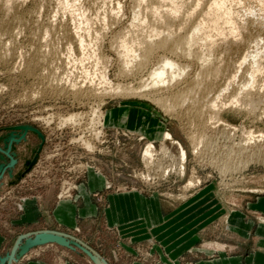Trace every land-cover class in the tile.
<instances>
[{
  "label": "rangeland",
  "instance_id": "1",
  "mask_svg": "<svg viewBox=\"0 0 264 264\" xmlns=\"http://www.w3.org/2000/svg\"><path fill=\"white\" fill-rule=\"evenodd\" d=\"M94 1L81 0V4L90 10L92 29H104L96 48L106 59V80L138 86L161 51L153 53L146 70H128L110 36L129 22L133 0H108L107 7L101 9L99 0ZM56 3L25 0L17 10L16 22L10 23V57L0 61V235L6 238L0 259L20 234L42 230L64 232L75 239L67 237L68 245L55 241L33 245L15 261L9 259L10 264L22 259L42 264H96L84 245L108 264H204L219 261L225 253L252 250L253 239L239 237L228 219L240 211L247 225L264 224V215L252 208V203L264 196V151L260 161L253 160L242 171L222 174L208 162L212 152L198 156L192 152L188 132L194 131L195 121L187 119L180 109L177 114L170 113L147 99L108 95L97 81L86 80L71 87L72 80L79 79L81 67L77 60L67 62L65 53L71 43L73 54L79 55L73 34L77 27L67 13H55ZM117 5L118 23L103 28L104 20L95 15ZM2 15L0 10L3 19ZM45 29L52 31L43 38ZM60 41L53 53V46ZM37 52L48 54L47 61L33 59ZM93 110L102 112V118L98 119ZM73 113H79L75 123H61ZM244 114L227 109L221 113L236 128L234 139L243 129H252L254 135L259 130L264 132V116L253 119ZM122 115L127 117L125 123L109 122ZM166 132L186 150L182 175L177 173L178 159L168 140L162 146L164 153L160 152ZM218 136L217 144L223 145L224 138ZM86 142H91L92 148H87ZM149 144L156 152L147 164L144 153ZM190 177H198L200 182L186 188ZM82 193L90 197L94 211L79 213L72 226L56 221L55 205L68 200L80 212L85 204ZM29 202L41 220L39 225L20 231L17 221ZM117 214L123 220L117 222Z\"/></svg>",
  "mask_w": 264,
  "mask_h": 264
},
{
  "label": "bare ground",
  "instance_id": "2",
  "mask_svg": "<svg viewBox=\"0 0 264 264\" xmlns=\"http://www.w3.org/2000/svg\"><path fill=\"white\" fill-rule=\"evenodd\" d=\"M24 2L0 0L3 13V19L0 18L1 62L9 55L8 46L11 45L13 34L11 20H14ZM99 2L101 9L105 8L108 0ZM40 4L37 6H42ZM55 5V13H67L77 27L72 33L79 46V55L73 54L71 43L67 41L70 37L66 39L70 44L67 45L66 53L64 51L67 62L77 60L81 67L80 77L71 81V87L83 84L86 80L91 83L97 81L96 84L102 85L108 95H131L147 99L170 113L177 114L180 109L187 119L195 121L194 131L188 132L192 152L197 156L212 152L208 162L214 164L222 174L231 170L240 172L264 154L263 131L259 130L254 135L252 129H243L234 139L236 128L221 117L224 109L244 112L253 119L264 116V0H133L129 22L117 30H111V42L116 46L117 50L113 48L118 52L117 56H120L128 70L136 72L150 67L148 64L153 53L161 51L155 64L151 63L153 66L146 70V78H142L135 87L111 84L106 80V59L96 48L102 38V28L100 31L99 26L98 29L94 27L96 30L92 29V17L87 12L89 8L83 7L81 0H57ZM105 10L108 11L102 9V15L99 13L95 16H101L104 20L103 28L115 26L120 16L119 6H113L109 13ZM48 32V29L44 30L43 38ZM59 44L61 41L52 45L54 52H50L58 51ZM45 53L37 52L35 56L33 53V59L47 61L48 54ZM85 61L88 65H85ZM94 112L98 119L100 116L102 118V112ZM77 119L79 113H73L64 117L61 123H75ZM218 133L225 140L223 145L217 144L215 137ZM163 140L160 152L164 153L162 146L168 140L169 148L174 150L178 159L177 173L184 174L186 150L170 137L169 132L164 134ZM90 143H85L87 148H92ZM154 152L156 150L151 144L146 146L144 161L147 164ZM199 182L198 177H190L185 187H193ZM42 236L47 237L46 234Z\"/></svg>",
  "mask_w": 264,
  "mask_h": 264
},
{
  "label": "crops",
  "instance_id": "3",
  "mask_svg": "<svg viewBox=\"0 0 264 264\" xmlns=\"http://www.w3.org/2000/svg\"><path fill=\"white\" fill-rule=\"evenodd\" d=\"M123 116L125 115H122L119 118H110L109 122L111 124H123L127 121V117L125 116L126 118L123 120ZM95 186L96 184L94 183L93 187ZM83 197L85 200V204L80 209V212L79 207H76L73 202L68 200L59 201L53 209L55 220L63 225L72 226L75 224L76 218L79 217V213L82 215L92 213L94 211V203L91 202L90 197L86 193L83 194ZM119 200L120 199H118L117 203H120ZM130 202L132 203V201ZM125 204H127V201L125 202ZM252 206L251 207L253 208V210L257 211L261 215H264V196L252 203ZM26 207V212L22 215V218L18 219L17 221V224L21 225L19 226L21 228L20 231H23L26 228L30 229L35 225H39V220H41L39 211L36 210L35 206H32L31 202L26 203ZM121 216L117 214V222L119 220H123ZM157 218H160V216H157ZM159 220L158 222H163V220ZM228 220L229 227L235 230V233L237 235L239 234V237L248 238L249 236V238L251 237L253 239L254 248L243 254L240 252H236L230 255L225 253L223 256H220L219 261L204 264H264V224L260 223L256 226L254 223H251L250 225H247L240 211L232 213L229 216ZM5 240L6 238L0 235V247L5 242ZM16 264L42 263L40 261H25L24 259H22Z\"/></svg>",
  "mask_w": 264,
  "mask_h": 264
},
{
  "label": "water",
  "instance_id": "4",
  "mask_svg": "<svg viewBox=\"0 0 264 264\" xmlns=\"http://www.w3.org/2000/svg\"><path fill=\"white\" fill-rule=\"evenodd\" d=\"M29 234H34L33 238H30ZM44 234H46L47 237H43L42 235ZM67 237L75 239L69 234L55 230H42L34 233L20 234L16 238L11 250L0 259V264H10L11 262L9 259L11 257H13L12 259L13 261H15L19 257V255H22L29 249V247L36 244L55 241L60 244L68 245V242L66 241ZM23 238H26V241L24 243L22 242ZM76 241L77 243L73 241L72 242L79 245V240L77 239ZM84 246V250L92 257L96 264H108L95 250H93L87 245ZM18 249L20 250L19 253H17Z\"/></svg>",
  "mask_w": 264,
  "mask_h": 264
}]
</instances>
